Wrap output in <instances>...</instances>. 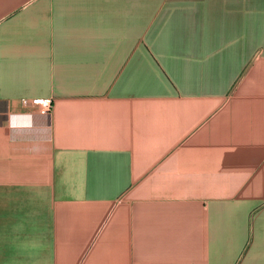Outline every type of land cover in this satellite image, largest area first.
Listing matches in <instances>:
<instances>
[{"label": "crops", "instance_id": "1", "mask_svg": "<svg viewBox=\"0 0 264 264\" xmlns=\"http://www.w3.org/2000/svg\"><path fill=\"white\" fill-rule=\"evenodd\" d=\"M0 264H264V0H0Z\"/></svg>", "mask_w": 264, "mask_h": 264}, {"label": "built area", "instance_id": "2", "mask_svg": "<svg viewBox=\"0 0 264 264\" xmlns=\"http://www.w3.org/2000/svg\"><path fill=\"white\" fill-rule=\"evenodd\" d=\"M33 102L40 107L42 114H50L52 109V102L50 98H38L34 99Z\"/></svg>", "mask_w": 264, "mask_h": 264}]
</instances>
